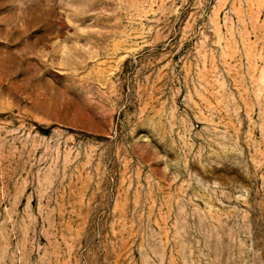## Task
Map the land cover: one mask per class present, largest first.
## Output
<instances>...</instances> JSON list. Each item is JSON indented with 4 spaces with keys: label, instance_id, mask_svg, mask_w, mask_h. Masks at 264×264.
<instances>
[{
    "label": "rangeland",
    "instance_id": "374dc122",
    "mask_svg": "<svg viewBox=\"0 0 264 264\" xmlns=\"http://www.w3.org/2000/svg\"><path fill=\"white\" fill-rule=\"evenodd\" d=\"M0 264H264V0H0Z\"/></svg>",
    "mask_w": 264,
    "mask_h": 264
}]
</instances>
